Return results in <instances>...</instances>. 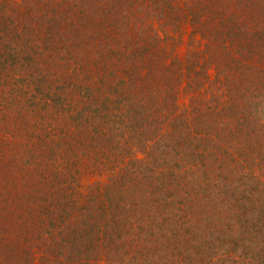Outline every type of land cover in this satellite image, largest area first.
<instances>
[{
  "label": "trees",
  "instance_id": "16d2710c",
  "mask_svg": "<svg viewBox=\"0 0 264 264\" xmlns=\"http://www.w3.org/2000/svg\"><path fill=\"white\" fill-rule=\"evenodd\" d=\"M0 264H264V0H0Z\"/></svg>",
  "mask_w": 264,
  "mask_h": 264
}]
</instances>
